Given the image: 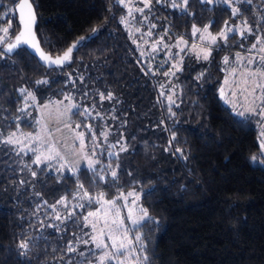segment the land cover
I'll list each match as a JSON object with an SVG mask.
<instances>
[{
  "label": "trees",
  "instance_id": "1",
  "mask_svg": "<svg viewBox=\"0 0 264 264\" xmlns=\"http://www.w3.org/2000/svg\"><path fill=\"white\" fill-rule=\"evenodd\" d=\"M31 2L37 16L36 35L46 54L62 55L81 36L91 35L94 28L98 32L86 46L74 50L71 62L62 67L41 64L24 47L0 59V139L16 131L17 124L23 131L33 128L18 122L24 113L18 111L23 106L20 88L33 91L40 104L70 95L82 108L95 104L103 117H95V112L89 117L71 116L73 127L80 124L79 130L86 133L90 151L93 141L85 124H91L98 138L96 158L101 163L97 170L110 171L106 168L109 163L120 167L117 181L110 175L107 183L94 179L86 166L80 167L77 178L68 169L44 171V165L31 164L33 153L17 155L20 146L0 143V264H68L69 260L77 264L85 259L97 264L93 254L98 256L100 251L91 243L80 244L72 253L66 251V245L70 240L89 238L90 228L83 227L82 216L98 205L77 209L74 219L80 222L66 221L67 231L47 227L60 222L43 202L51 205L67 195L71 203H77L72 194L78 181L92 195L104 191L113 198L117 189L140 194V205L158 221H148L140 228L150 264H264V162L256 119L238 123L242 118L219 94L225 78L223 57L230 50L248 47L254 37L230 35L226 45L212 48L208 61L186 55L183 70L170 78L163 75L170 70L168 64L141 55L129 29L121 23L127 12L117 0ZM239 7L242 16L233 17L223 5L189 0L188 14L164 10L163 24L175 29L170 31L174 38L183 35L188 39L193 38V25L202 29L211 24L210 31L217 34L226 21L235 24L244 17L255 28L254 13H264V0ZM6 21L12 33L18 31V12L12 0H0V26H7ZM200 73L204 76L197 80ZM42 79L49 83L37 85ZM85 91L89 95L82 99ZM97 92L105 96L111 92L114 99L100 102ZM169 95L175 100L174 118L168 112ZM103 132L108 133L107 142ZM117 140L127 151L109 157L108 152L119 151ZM254 155L256 162L250 159ZM24 163L37 171L36 178ZM37 205L42 207L35 213ZM57 210L61 214L67 211L61 206ZM29 238L30 248L22 255L18 244ZM79 252L87 256L81 257Z\"/></svg>",
  "mask_w": 264,
  "mask_h": 264
},
{
  "label": "snow or ice",
  "instance_id": "2",
  "mask_svg": "<svg viewBox=\"0 0 264 264\" xmlns=\"http://www.w3.org/2000/svg\"><path fill=\"white\" fill-rule=\"evenodd\" d=\"M18 10V31L12 33L10 31L11 24L7 22V26H0V59H3L6 55H10L16 52L17 49L24 47L25 49H32V55H39V60L46 64L48 67H62L66 63H70L72 60L73 51L78 49V47L86 46V44L96 36L98 30L93 29L92 34L85 37L81 36L77 41L73 42L62 55H56L55 57L51 54H46L41 46L40 41L36 35V24L37 16L35 13L34 5L31 0H12ZM189 0H157V3H169L170 7L173 9H179L182 13H187V5ZM203 4H212L213 0H200ZM119 5L128 9V15L132 14V7L126 3V0H117ZM253 0H216L217 5H223L230 8L233 17L242 16L240 11V4H252ZM151 0H145L144 7L149 8ZM12 9H9L11 12ZM136 11L143 14L144 8H136ZM8 13H5L7 16ZM254 15L257 17L255 21V28L253 25L248 23L247 18L242 17V24L229 25L226 21L224 27L217 34H213L210 31L211 24L205 25L202 29L193 25L192 35L196 36L198 33L199 39L205 43V46L198 47L196 44L191 45L193 52L197 59H203L208 61L212 54V46H217L218 40L222 41L224 44L227 43L229 35L231 34L233 38L235 35H239L241 39H247L248 36L255 37L254 42L247 49L248 55H244L240 52L235 53V61L239 67H232L229 76L232 79L225 78L223 85L219 89L220 98L224 100L226 104H230L235 114L242 118L237 122L244 125L248 123L253 117L259 118V123L261 124V131L259 136V146L262 150L261 155L264 156V13L259 11L255 12ZM148 19V17H144ZM121 23L127 24V18L121 17ZM156 25L152 24L149 26L147 32L148 36H152V29ZM136 31H140L137 28ZM165 34H167L165 30ZM164 37L161 36L159 39L152 44V51L158 50V47L163 43ZM135 42V41H134ZM188 46V42L180 37L177 44V48L183 52L184 48L181 47ZM243 47V45H240ZM165 48L171 47L168 44H164ZM255 52L256 55H251ZM18 54V52H17ZM145 53L141 52L143 56ZM170 59H172V54L169 53ZM244 61H247V65H254V67L244 66ZM167 63V61H165ZM231 59L229 56L223 57V64L229 65ZM183 57L181 56L176 63L171 65L169 71H165L163 75H175L176 72L183 70ZM240 67H243V71H240ZM174 69V71H173ZM147 74V73H145ZM204 73H200L196 77L197 80L201 79ZM83 76L80 77V82L83 83ZM49 81L46 79L36 81L37 85H46ZM73 84L76 83L75 80L72 81ZM163 87V86H162ZM227 89V90H226ZM23 106L18 109L19 112H27L28 108L36 106L41 111V117L36 121L40 126L39 132L33 133H21L25 140L31 143L25 145L23 141L17 138V132H10L6 137L0 139V143L9 145H20L16 151L17 155L24 153L28 155V152L33 153L34 159L31 160V164L37 166L44 165V171H52L55 169L56 173H62L65 169H70L72 176L78 178L80 173L81 162H86L85 171H91L93 178H98L101 181L107 183V176H111L113 181L118 180V169L120 167L119 163L115 167L111 163L106 165L107 169L110 171H105L102 167L97 170L96 165L100 164L101 161L96 158L97 149L100 145L97 143V136L92 130L91 124H85V127L91 133L92 145L91 153L86 151L88 145L86 141V133L84 131H78L81 128L80 124H73L69 121L72 115H80L89 117L95 112V117L103 119L99 111H96V105L93 104L91 107L84 106L75 103L73 97L70 95H64V100L73 101L67 105L64 104V100L49 101L46 104H40L35 93L27 88H20L18 90ZM89 93L87 91L82 93V99H86ZM100 102L105 99L111 101L114 99L113 93L109 92L107 96L103 92H97ZM163 95V93H161ZM173 95L175 93L173 92ZM242 98L243 103H238ZM168 100V112L170 113V118L176 117V113L172 111V105L175 104L172 95L167 97ZM31 102V103H29ZM178 107V105H177ZM75 110V111H74ZM19 119V118H17ZM178 122V121H176ZM55 123L57 125L63 124V128L57 126L55 131L52 130L50 125ZM161 123H163L161 121ZM67 129L72 133L70 140L65 138H57L56 133L63 132ZM17 130L19 131V125L17 124ZM105 142L108 139V133H102ZM123 134L121 133V136ZM0 136L3 133L0 132ZM175 133L172 134V140H175ZM78 142V144H77ZM171 144V141H169ZM31 144H38V147H32ZM116 144L120 145L119 151L108 152V156H119L120 152L127 151L125 144L121 143L120 140L116 141ZM116 144L112 145V148L116 147ZM27 148V151L25 150ZM176 152H183L181 149L177 148ZM69 156L75 157V159H69ZM186 159V157H184ZM252 162L257 161V157L254 155L251 158ZM55 162V164H53ZM24 168L28 169L32 178L37 177V171L32 170L28 163H24ZM23 170V169H21ZM43 175V172H41ZM130 175V173H129ZM58 176L57 179H61ZM25 181L21 180L20 184H24ZM117 195L113 198H108L107 193L100 191L96 195H92L83 185V183L77 182V191L72 194L73 199L77 200V203H71L68 196H62L54 204L49 205L47 201L43 204L47 205L55 212L54 220L59 221L60 224H48L47 227H54L57 231H67L66 221H71L72 224H78L80 222L79 218L76 217V210L80 209L84 211L86 206L91 208L93 205H98L94 210L87 211L86 215L82 216L83 227H90L91 232L86 233L89 239L85 240L82 237L76 239L75 241H68L66 245V251L69 253L77 252L80 244L88 245L91 243L94 245L95 249L101 250L98 256H95L97 264H150L149 256L147 254V243L144 239L143 233L140 231L142 225L146 222L155 221L153 217L150 216L148 209L144 208L142 205L138 204L141 199L140 194L135 191H130L124 193L117 189ZM36 195H40L37 193ZM132 198L131 200L129 198ZM122 201V205L118 203ZM57 206H61L66 209V214H61L57 210ZM42 205H37L35 213L40 211ZM122 209H127V215L122 212ZM34 213V214H35ZM126 220L130 222L126 223ZM41 225H44L43 221H40ZM64 227H61V226ZM75 236V233H72ZM30 248V238L21 240L18 244V249L22 255H26ZM91 251V249H90ZM81 257H86L85 252H79ZM68 264H72L69 260ZM77 264H91V260L85 259L84 261H78Z\"/></svg>",
  "mask_w": 264,
  "mask_h": 264
},
{
  "label": "rangeland",
  "instance_id": "3",
  "mask_svg": "<svg viewBox=\"0 0 264 264\" xmlns=\"http://www.w3.org/2000/svg\"><path fill=\"white\" fill-rule=\"evenodd\" d=\"M144 2H145V0H126V3L132 7L131 16L128 15V9L125 8L126 12H127V21H128V23L125 25L129 29V31L133 37V40L137 43L141 52L145 53L143 56L144 57H147V56L157 57V58H159L160 61L162 60L164 62L163 66H166V64H168L169 69H171V65L173 63H176L177 60H179V58L181 56L183 57V59L186 55H189V54L194 55L196 57L195 53L193 52V50L191 48V45L196 44L198 47L205 46V43L199 39L200 34L198 33L196 36H193L192 39H188V38L184 37L183 35H179L177 38H174V35H172L170 31H174L175 29H173L172 27L169 28L167 24H163V19H164V17H166L164 10L173 9L170 7L169 3H157V0H151L150 7L145 8ZM177 2L179 3L180 0H177ZM213 3H216V0H213ZM136 8H144L143 14L137 12ZM145 16L148 17V19H144ZM152 24H155L156 27L152 29L153 35L150 37L147 35V32L149 30V26ZM237 24H242V22L238 21L237 23L230 24V25H237ZM137 28H140V31H136ZM165 30H166L167 34H165ZM161 36L164 37V41H163V43H161L159 45L158 50L153 52L152 51V44H153V42L157 41L159 39V37H161ZM180 37H183V39L188 42L187 47H184L183 45H181V47L184 48L183 52H181L180 49L175 46ZM249 37H252V36H248L247 39ZM239 38H241V37L239 36ZM254 39H255V37H254ZM164 44H168L171 47L165 48ZM223 45H226V44H224L222 41L218 40L217 46L221 47ZM250 45L246 48L244 47L243 49L230 50V53L226 55V56L230 57L231 63L227 66L224 65L225 78L227 77L229 79H232L229 76V72H230L231 68L232 67H239L235 61V53L240 52L244 55H248L249 53H248L247 49L250 47ZM213 47H215V46H212V48ZM169 53L172 54V57H173L172 59H170ZM251 55H256V53L253 52V53H251ZM165 61H167V63H165ZM244 66L254 67V65H247V61H244ZM173 71H174V69H173ZM240 71H243V67H240ZM174 76L175 75H169L170 78H173ZM222 86H224L223 83H222ZM172 94H173V92H172ZM55 101H58V100H55ZM223 102H224V100H223ZM29 103H31V102H29ZM69 103H72V101L64 100L65 105H67ZM238 103H243L242 98L238 101ZM224 104H226V103L224 102ZM226 105L232 109L230 104H226ZM35 108L37 109L36 112L34 110ZM232 111L235 113V111L233 109H232ZM27 112L31 113V115H27V113H23L22 117H20V120L18 122L20 124L28 123L31 126H33V128L29 131H23L21 129H19V131L18 130L14 131V132H17V138L20 139L21 141H23L25 145H27L31 142L25 140L24 137L21 135V133H33V134H35V133L39 132L40 126L36 123V121L38 119H40V117H41V111L36 106L28 108ZM254 118L256 119L257 128H258L259 136H260L261 124L259 123V118H257V117H254ZM69 122L71 123V120ZM57 126L63 128L62 123L60 125H57L55 123H52L50 125V127L52 128L53 131H55V128ZM78 131H80V130H78ZM71 135H72V133H70L66 128L63 130V132L56 133L57 138L68 139L69 143H71V140H70ZM85 143H86V141H85ZM77 144H78V142H77ZM18 146H20V145H18ZM31 146L32 147H38V144H31ZM25 150L27 151V148ZM86 151L91 153V151L89 150V147L86 149ZM261 152H262V150H261ZM69 159H75V157L69 156ZM261 159L264 162V156L261 155ZM53 163H55V162H53ZM83 166H86V162H81L79 167H83ZM68 170H70V169H68ZM129 199L131 200L132 198L130 197ZM118 203L122 205L123 202L118 201ZM138 204L140 205V200L138 201ZM122 212L126 217L127 209H122ZM126 223H129V225H130V222L127 220H126ZM90 232H91V228H90ZM99 251H101V250H99Z\"/></svg>",
  "mask_w": 264,
  "mask_h": 264
},
{
  "label": "water",
  "instance_id": "4",
  "mask_svg": "<svg viewBox=\"0 0 264 264\" xmlns=\"http://www.w3.org/2000/svg\"><path fill=\"white\" fill-rule=\"evenodd\" d=\"M16 10H17V9H16ZM17 12H18V10H17ZM28 50H29V52L32 54V51H33V50L30 49V48H28ZM33 56H34V55H33ZM35 57L38 59V61H39L41 64L46 65V64H44L42 61L39 60V55H38V54H36ZM46 66H47V65H46ZM53 67H54V66H53ZM49 68H52V67H49Z\"/></svg>",
  "mask_w": 264,
  "mask_h": 264
}]
</instances>
